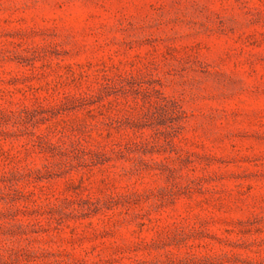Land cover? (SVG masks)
<instances>
[{
  "label": "rangeland",
  "instance_id": "obj_1",
  "mask_svg": "<svg viewBox=\"0 0 264 264\" xmlns=\"http://www.w3.org/2000/svg\"><path fill=\"white\" fill-rule=\"evenodd\" d=\"M0 264H264V0H0Z\"/></svg>",
  "mask_w": 264,
  "mask_h": 264
}]
</instances>
